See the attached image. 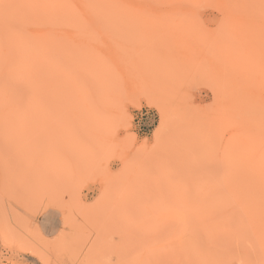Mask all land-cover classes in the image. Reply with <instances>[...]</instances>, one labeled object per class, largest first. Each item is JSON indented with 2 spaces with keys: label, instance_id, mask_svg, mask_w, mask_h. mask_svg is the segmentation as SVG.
Wrapping results in <instances>:
<instances>
[{
  "label": "rangeland",
  "instance_id": "rangeland-1",
  "mask_svg": "<svg viewBox=\"0 0 264 264\" xmlns=\"http://www.w3.org/2000/svg\"><path fill=\"white\" fill-rule=\"evenodd\" d=\"M0 264H264V0H0Z\"/></svg>",
  "mask_w": 264,
  "mask_h": 264
}]
</instances>
